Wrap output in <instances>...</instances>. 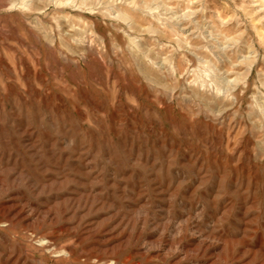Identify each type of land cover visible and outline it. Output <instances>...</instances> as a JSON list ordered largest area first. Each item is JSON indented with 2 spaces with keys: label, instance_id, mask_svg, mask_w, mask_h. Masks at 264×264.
Here are the masks:
<instances>
[{
  "label": "rangeland",
  "instance_id": "obj_1",
  "mask_svg": "<svg viewBox=\"0 0 264 264\" xmlns=\"http://www.w3.org/2000/svg\"><path fill=\"white\" fill-rule=\"evenodd\" d=\"M0 264H264V0H0Z\"/></svg>",
  "mask_w": 264,
  "mask_h": 264
}]
</instances>
